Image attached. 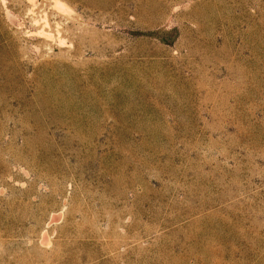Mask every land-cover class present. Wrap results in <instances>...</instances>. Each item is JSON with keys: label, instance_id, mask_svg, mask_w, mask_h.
Returning <instances> with one entry per match:
<instances>
[{"label": "rangeland", "instance_id": "rangeland-1", "mask_svg": "<svg viewBox=\"0 0 264 264\" xmlns=\"http://www.w3.org/2000/svg\"><path fill=\"white\" fill-rule=\"evenodd\" d=\"M0 264H264V0H0Z\"/></svg>", "mask_w": 264, "mask_h": 264}]
</instances>
